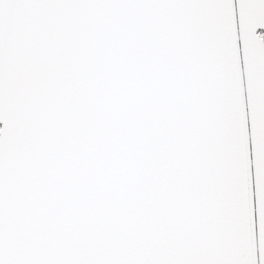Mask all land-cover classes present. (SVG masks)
I'll list each match as a JSON object with an SVG mask.
<instances>
[{"label": "snow or ice", "instance_id": "obj_1", "mask_svg": "<svg viewBox=\"0 0 264 264\" xmlns=\"http://www.w3.org/2000/svg\"><path fill=\"white\" fill-rule=\"evenodd\" d=\"M0 264H264V0H0Z\"/></svg>", "mask_w": 264, "mask_h": 264}]
</instances>
